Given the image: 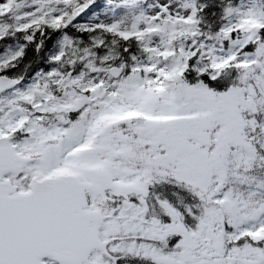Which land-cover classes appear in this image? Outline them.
I'll return each mask as SVG.
<instances>
[{
	"label": "snow or ice",
	"instance_id": "snow-or-ice-1",
	"mask_svg": "<svg viewBox=\"0 0 264 264\" xmlns=\"http://www.w3.org/2000/svg\"><path fill=\"white\" fill-rule=\"evenodd\" d=\"M0 264H264V0H0Z\"/></svg>",
	"mask_w": 264,
	"mask_h": 264
},
{
	"label": "rangeland",
	"instance_id": "rangeland-1",
	"mask_svg": "<svg viewBox=\"0 0 264 264\" xmlns=\"http://www.w3.org/2000/svg\"><path fill=\"white\" fill-rule=\"evenodd\" d=\"M148 2H150V0H144V6H146ZM89 15H90V13H89ZM107 18H111L110 14ZM125 22H127V21H125Z\"/></svg>",
	"mask_w": 264,
	"mask_h": 264
},
{
	"label": "trees",
	"instance_id": "trees-1",
	"mask_svg": "<svg viewBox=\"0 0 264 264\" xmlns=\"http://www.w3.org/2000/svg\"><path fill=\"white\" fill-rule=\"evenodd\" d=\"M97 2L101 3L102 4V0H97Z\"/></svg>",
	"mask_w": 264,
	"mask_h": 264
}]
</instances>
